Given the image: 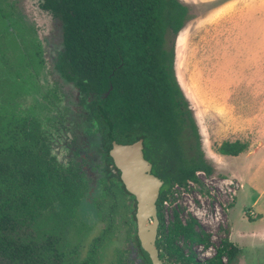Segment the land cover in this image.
<instances>
[{
    "label": "trees",
    "instance_id": "16d2710c",
    "mask_svg": "<svg viewBox=\"0 0 264 264\" xmlns=\"http://www.w3.org/2000/svg\"><path fill=\"white\" fill-rule=\"evenodd\" d=\"M40 1L62 25L60 72L68 81L74 75V83L95 96L90 114L108 141L143 138L150 149L173 153L175 170L160 208L173 184L199 183L197 172L212 175L175 75L176 39L190 20L189 8L180 0ZM12 114L5 107L0 112V264H98L97 252L81 260L78 247L67 240L66 230L74 227V198L78 203L84 195L81 176L56 162L36 123ZM246 149L245 143L226 141L218 152L237 157ZM197 225L193 218L184 225L176 214L162 232L166 241L180 236L191 245H209ZM229 236L226 230L206 264H222L226 255L231 259L235 246ZM186 260L194 263L192 255Z\"/></svg>",
    "mask_w": 264,
    "mask_h": 264
},
{
    "label": "rangeland",
    "instance_id": "374dc122",
    "mask_svg": "<svg viewBox=\"0 0 264 264\" xmlns=\"http://www.w3.org/2000/svg\"><path fill=\"white\" fill-rule=\"evenodd\" d=\"M180 1L189 8L190 20L176 39L175 75L214 172L174 192L167 221L172 224L176 211L185 221H197L195 230L208 236L209 245H191L188 254L200 255L202 262L214 258L228 230L242 251L237 264H264V0ZM40 2L0 0V6L12 13L16 39L31 52L40 45L42 56L51 58L52 46H61L62 25L38 7ZM47 62L38 75L24 72L15 81L18 65L2 60L0 80L18 83L25 94L4 99L8 90L0 88V108L9 109L4 103L14 99L17 109L34 106L43 91L40 74L54 79L49 71L45 74ZM70 90L63 87V92ZM226 141H240L247 149L237 157L221 155L218 148ZM97 233L94 229L81 241L84 254ZM67 240L77 241L74 231ZM119 245L116 239L103 248L102 264H111Z\"/></svg>",
    "mask_w": 264,
    "mask_h": 264
},
{
    "label": "flooded vegetation",
    "instance_id": "af4514ba",
    "mask_svg": "<svg viewBox=\"0 0 264 264\" xmlns=\"http://www.w3.org/2000/svg\"><path fill=\"white\" fill-rule=\"evenodd\" d=\"M38 7L48 16H51L41 6ZM12 17L10 10H4L0 6V54L7 48L11 49V53H9L10 49H8L4 52V55H0V62L2 60H7L6 64H9L10 61L16 62L20 70L13 71V76L14 80L17 81L25 77L24 72L38 75L45 59L48 61L47 65H49V68L46 67L45 74L47 75L49 71L54 75V79L50 81L44 76V71L43 74H40L43 91L40 94L41 97L39 99L36 98L34 106L24 109L18 107L17 109L16 99L12 100L13 103H10V105L7 102L4 103V106L9 108L8 110L13 113L12 115L20 116L28 122L36 123L39 132L46 139V143H48L50 152L56 162L64 168L74 169L75 176H81L84 184V195L78 203L74 198V227L66 230V234L74 231V237L77 240L74 242V247H78V258L83 260L90 254L97 252L98 264H102L103 248L118 239L120 245L115 251L114 258H116L111 264H147L137 243L136 196L126 188L121 178L122 173L115 167L109 154L113 143L117 142L108 141L103 132L100 131L98 122L90 114L91 107L96 99L95 96L84 93L74 83V75L73 80L68 81L60 72L59 64L60 55L63 52V35L60 48L55 49L52 46V49L55 50L54 54L51 55V58H44L40 45L36 46V51L31 52L23 45L22 41L16 39L15 33L17 30L15 32ZM57 22L60 23L58 20ZM7 52L10 54V58ZM18 85V83H11L9 78L0 80V88L8 90L7 98L5 96L4 99H9L13 96L20 97L21 94H25L24 88H18ZM66 85L70 86V93L63 92V87ZM3 109L4 107L0 108V112ZM138 140L142 141L143 156L150 167L147 174L152 173L162 180L156 204V215L158 218L156 247L159 258L162 264H189L186 259L190 256L188 250H190L191 244L180 236H174L166 241L162 232L163 229L165 230L172 225H169L167 221V211L172 203L174 192L185 187L177 183L173 184L170 189L171 194L160 208L161 193L171 184L169 176L175 170V165H173L175 162L174 155L172 152L164 155L154 148L150 149L143 138L134 142ZM134 142L117 144L130 145ZM109 143L111 145L107 148ZM182 157L184 159L183 165L187 166L189 164L188 153H184ZM76 181L78 180L74 178V182ZM176 214L179 220L186 225L187 221L177 211L173 213L172 223L176 219ZM150 221L153 222V219ZM110 223L113 224V229L109 227ZM109 228L113 230V234L108 238L106 230ZM91 229H98V233L91 238L84 254L81 241H83L86 234L89 235L91 233ZM229 238L232 242L231 236ZM233 244L235 247L234 251L230 252L231 259L227 255L223 256L222 264H237L236 262L242 251H240L239 245ZM168 245H170L169 252H166L165 249ZM193 260V264H206V262L200 260V255H193Z\"/></svg>",
    "mask_w": 264,
    "mask_h": 264
},
{
    "label": "water",
    "instance_id": "95a60500",
    "mask_svg": "<svg viewBox=\"0 0 264 264\" xmlns=\"http://www.w3.org/2000/svg\"><path fill=\"white\" fill-rule=\"evenodd\" d=\"M109 154L115 167L122 173L121 178L126 188L137 199L135 219L140 252L147 264H162L156 247L158 236L156 204L162 180L152 173L147 174L150 167L144 159L141 140L130 145L113 143Z\"/></svg>",
    "mask_w": 264,
    "mask_h": 264
},
{
    "label": "built area",
    "instance_id": "2783aa9c",
    "mask_svg": "<svg viewBox=\"0 0 264 264\" xmlns=\"http://www.w3.org/2000/svg\"><path fill=\"white\" fill-rule=\"evenodd\" d=\"M201 175L206 176V174H205L204 172H198V173H197V178L200 177ZM189 184H190V185H193V184H195V183H194V182H189L188 185H189ZM228 185H233V182H230ZM229 190H230V189H229ZM200 212H201V210H200ZM198 214H199V213H198ZM201 246H202V245H201Z\"/></svg>",
    "mask_w": 264,
    "mask_h": 264
},
{
    "label": "bare ground",
    "instance_id": "6f19581e",
    "mask_svg": "<svg viewBox=\"0 0 264 264\" xmlns=\"http://www.w3.org/2000/svg\"><path fill=\"white\" fill-rule=\"evenodd\" d=\"M17 97V96H16Z\"/></svg>",
    "mask_w": 264,
    "mask_h": 264
}]
</instances>
